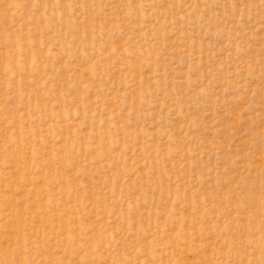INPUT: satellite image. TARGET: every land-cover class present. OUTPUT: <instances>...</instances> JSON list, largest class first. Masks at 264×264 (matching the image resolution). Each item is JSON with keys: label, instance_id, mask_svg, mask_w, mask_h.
Masks as SVG:
<instances>
[{"label": "rangeland", "instance_id": "1", "mask_svg": "<svg viewBox=\"0 0 264 264\" xmlns=\"http://www.w3.org/2000/svg\"><path fill=\"white\" fill-rule=\"evenodd\" d=\"M0 264H264V0H0Z\"/></svg>", "mask_w": 264, "mask_h": 264}]
</instances>
